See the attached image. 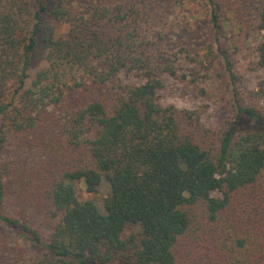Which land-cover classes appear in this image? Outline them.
Here are the masks:
<instances>
[{"label": "trees", "instance_id": "trees-1", "mask_svg": "<svg viewBox=\"0 0 264 264\" xmlns=\"http://www.w3.org/2000/svg\"><path fill=\"white\" fill-rule=\"evenodd\" d=\"M192 1L218 34L232 21L241 42L257 34L264 71V0ZM76 2L0 0V222L41 249L29 264H264V75L232 90L229 128H210L200 109L159 104L180 57L191 83L203 60L144 34L134 5ZM16 140L43 160L27 190L45 238L3 213Z\"/></svg>", "mask_w": 264, "mask_h": 264}, {"label": "rangeland", "instance_id": "rangeland-1", "mask_svg": "<svg viewBox=\"0 0 264 264\" xmlns=\"http://www.w3.org/2000/svg\"><path fill=\"white\" fill-rule=\"evenodd\" d=\"M126 6L134 5L141 17L142 32L153 38H161L162 43L173 50L187 51L196 56L199 62L209 67L208 75L203 82L191 83L182 80V72L192 65L184 57H180L178 78H164L165 87L159 92V104L174 105L178 109H200L203 111L204 123L213 129H227L231 126L234 115L232 90H251L257 87L264 71L255 70L256 46L260 37L252 36L251 43L241 42L236 34V23L232 21L229 32L218 34L213 28L206 11L192 0H111ZM180 1V0H179ZM55 0H47L50 8ZM95 0H77L79 10L87 3ZM178 3V2H177ZM51 21V18H48ZM56 27L58 25L55 23ZM62 32V30H60ZM43 63L37 51L32 57L31 75L34 77ZM127 82H138L134 74L124 75ZM204 90L203 92L201 91ZM12 157L18 160L11 168L10 197L3 208L22 222L29 224L45 238L48 234V222L42 207L28 192L31 178L38 172L42 164L35 152L27 150L18 140L10 147ZM3 160H7L3 156ZM82 187V186H80ZM110 189L106 181H102L99 194L91 197L99 209L104 212V200ZM140 231L138 226L130 227L128 234ZM42 254L34 243L21 238L0 222V264H29Z\"/></svg>", "mask_w": 264, "mask_h": 264}]
</instances>
